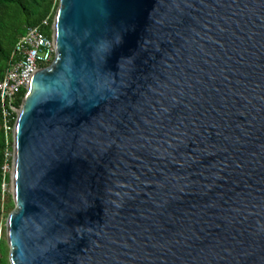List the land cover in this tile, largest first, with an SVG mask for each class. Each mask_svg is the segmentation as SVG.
Here are the masks:
<instances>
[{
    "label": "water",
    "instance_id": "obj_1",
    "mask_svg": "<svg viewBox=\"0 0 264 264\" xmlns=\"http://www.w3.org/2000/svg\"><path fill=\"white\" fill-rule=\"evenodd\" d=\"M13 131L10 264H264V0H58Z\"/></svg>",
    "mask_w": 264,
    "mask_h": 264
},
{
    "label": "built area",
    "instance_id": "obj_2",
    "mask_svg": "<svg viewBox=\"0 0 264 264\" xmlns=\"http://www.w3.org/2000/svg\"><path fill=\"white\" fill-rule=\"evenodd\" d=\"M48 22L39 26L27 27L14 43L8 66L0 78V109L4 147L2 151L1 188L9 182L13 169V131L18 116L16 105L19 92L27 88L36 70L48 65L55 55V43L52 34L47 36L41 29ZM4 193V189H2ZM1 230V229H0Z\"/></svg>",
    "mask_w": 264,
    "mask_h": 264
},
{
    "label": "trees",
    "instance_id": "obj_3",
    "mask_svg": "<svg viewBox=\"0 0 264 264\" xmlns=\"http://www.w3.org/2000/svg\"><path fill=\"white\" fill-rule=\"evenodd\" d=\"M57 5L58 0H0V78L10 61L14 43L27 27L40 26L42 21L46 20L48 24L41 26V29L47 36L52 34V23ZM25 91L22 89L19 92L20 98L16 103L17 106H20ZM3 147L4 133L0 109V167ZM1 183L0 169V229L4 230L3 222L13 209L14 203L11 194L2 192ZM2 201H5V206ZM3 246H6L5 240L0 241V264H9L8 258L3 256Z\"/></svg>",
    "mask_w": 264,
    "mask_h": 264
},
{
    "label": "rangeland",
    "instance_id": "obj_4",
    "mask_svg": "<svg viewBox=\"0 0 264 264\" xmlns=\"http://www.w3.org/2000/svg\"><path fill=\"white\" fill-rule=\"evenodd\" d=\"M1 189H4L5 193H9L11 194V184L6 183ZM2 203L5 206V201H2ZM6 220V218H5ZM5 220L3 222L4 228H5ZM5 240L6 246H3V256L8 258V251H9V247L7 245L6 242V233H5V229L4 230H0V241ZM9 261V260H8ZM10 264V263H9Z\"/></svg>",
    "mask_w": 264,
    "mask_h": 264
}]
</instances>
